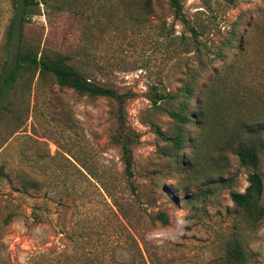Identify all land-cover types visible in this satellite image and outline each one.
I'll list each match as a JSON object with an SVG mask.
<instances>
[{"label":"rangeland","instance_id":"374dc122","mask_svg":"<svg viewBox=\"0 0 264 264\" xmlns=\"http://www.w3.org/2000/svg\"><path fill=\"white\" fill-rule=\"evenodd\" d=\"M34 1L23 54L68 56L91 83L131 95L132 177L114 143L117 104L23 66L0 103V264H264V217L230 199L250 173L264 196V151L255 167L235 154L249 123L264 124V0H181L196 42L167 0ZM14 15L15 0H0V74ZM156 93L174 98L154 104ZM181 111L193 118L178 152L156 128L174 137L169 113Z\"/></svg>","mask_w":264,"mask_h":264},{"label":"trees","instance_id":"16d2710c","mask_svg":"<svg viewBox=\"0 0 264 264\" xmlns=\"http://www.w3.org/2000/svg\"><path fill=\"white\" fill-rule=\"evenodd\" d=\"M38 3L34 0H26V10L23 18V24L25 23V17L28 19L33 14L31 9L37 6ZM167 5L176 20L180 21L185 27L189 29L191 38L194 42L197 41V36L199 32L194 27H191L187 20L183 16V5L181 0H167ZM23 32V26H22ZM23 39V33L21 41ZM234 42V36L230 33L228 39H226L223 49L226 52L232 50V44ZM21 49V48H20ZM244 45L242 42L238 44V53L243 52ZM227 53L217 52L214 55V60H224ZM69 60L68 56H51L50 52L41 53L40 56L31 53H22L20 50L18 63L11 76L6 81L3 90L0 95V103L5 99L7 92L13 89L19 78L20 70L23 66L33 67L38 71L40 78H44L48 75L52 76L56 83L60 87L69 88L79 95H86L92 98H106L114 101L118 106V112L115 114V121L118 125V134L114 137V143L121 147V160L124 166L125 174L128 178L132 177V152L131 143L129 137H127L128 129L126 128L123 118L121 115L122 108L125 100L131 96L130 94H119L116 91L95 85L83 78L78 72L66 64ZM217 69H215V72ZM219 75V73H218ZM194 83V84H193ZM196 80L194 78L191 81L184 84L183 96L188 101L191 100L193 92L195 89ZM153 103L156 104L157 101L173 99L174 96L163 93H156L154 95ZM198 109L202 111L200 103H198ZM1 110V106H0ZM180 113H169L170 118L177 125L175 131L176 135L174 137H169L165 135L159 128H156V133L160 139L167 142H173L175 149L181 152L184 146V133L181 132L183 126L188 123V120L193 117L183 116ZM203 113L195 118V122L202 126L205 120ZM248 138L247 140L240 143L236 149L235 154L241 166H251L255 167L258 163V152L264 151V124L258 121H251L247 127ZM248 186L244 192L231 193L230 199L235 207L241 209L246 215H248L249 220H259L264 217V196H263V182L259 174L250 173L248 176ZM155 219L161 224L167 225L168 219L165 214L158 213L155 215Z\"/></svg>","mask_w":264,"mask_h":264},{"label":"water","instance_id":"95a60500","mask_svg":"<svg viewBox=\"0 0 264 264\" xmlns=\"http://www.w3.org/2000/svg\"><path fill=\"white\" fill-rule=\"evenodd\" d=\"M26 10V0H15V15L12 22L9 55L0 74V95L3 87L17 66L21 48L23 18Z\"/></svg>","mask_w":264,"mask_h":264}]
</instances>
